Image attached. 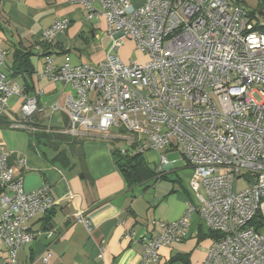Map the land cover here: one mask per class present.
I'll list each match as a JSON object with an SVG mask.
<instances>
[{
  "label": "built area",
  "instance_id": "2783aa9c",
  "mask_svg": "<svg viewBox=\"0 0 264 264\" xmlns=\"http://www.w3.org/2000/svg\"><path fill=\"white\" fill-rule=\"evenodd\" d=\"M70 1L90 13L101 5L112 44L96 64L56 66L46 56L41 75L71 88L65 105L56 106L69 117L67 132L112 131L143 154L177 150L193 170L196 202L177 220L155 221L160 232L146 236L142 262L160 264L161 248L187 239L197 213L220 234L202 264H264V228L250 225L259 211L264 221V31L238 0ZM68 27V19H60L43 37L50 42ZM123 38L134 40L148 61H124L116 52ZM5 56L0 47V116L11 97L21 95L11 127L39 131L34 121L43 107L9 80ZM12 154L0 147V252L17 264L19 250L35 238L27 223L57 201L48 184L25 190L24 160L13 165ZM160 162L172 163L165 155ZM75 217L91 229L82 210ZM51 258L48 252L42 260Z\"/></svg>",
  "mask_w": 264,
  "mask_h": 264
},
{
  "label": "crops",
  "instance_id": "0c3cea01",
  "mask_svg": "<svg viewBox=\"0 0 264 264\" xmlns=\"http://www.w3.org/2000/svg\"><path fill=\"white\" fill-rule=\"evenodd\" d=\"M94 6L90 13L70 0L0 2V47L6 52L2 68L23 94L37 96L43 107L35 115L39 131L13 128L11 124L0 126V147L13 152L11 164L24 160L19 174L26 191L48 184L57 201L27 223L35 238L19 250L17 264H45L42 259L48 252L52 258L47 264H144L145 238L160 232L155 221L177 220L184 215L188 202H196L190 186L191 166L184 157H169L177 150L146 151L148 155L143 156L160 178L129 185L113 151L130 143H121L123 140L112 131L80 128L76 134L67 132L69 117L56 106L65 105L71 88L41 73L46 55L56 66L67 61L73 65L96 64L105 58L112 39L105 32L107 21L100 13L101 5ZM60 19H68V29L46 41L43 32ZM18 50L31 52L27 63L35 73L13 70ZM23 101L21 95L12 96L4 116L10 121L16 118ZM62 151L65 160L58 158ZM161 155L172 163L162 165ZM85 169L88 174L84 176ZM79 210L90 220L91 229L77 221ZM205 226L197 213L193 214L189 237L161 248L160 264H178L181 260L202 264L213 240L200 239L201 227ZM0 264H9L6 252H0Z\"/></svg>",
  "mask_w": 264,
  "mask_h": 264
},
{
  "label": "trees",
  "instance_id": "16d2710c",
  "mask_svg": "<svg viewBox=\"0 0 264 264\" xmlns=\"http://www.w3.org/2000/svg\"><path fill=\"white\" fill-rule=\"evenodd\" d=\"M249 17L254 21V26L256 29L264 31V4L260 3L257 8L249 11ZM1 27V25H0ZM40 46V45H39ZM31 56V52H15V64L13 66V70L16 73L29 71L36 72L31 67H28L29 57ZM48 56V55H46ZM12 121L7 119L6 116H0V126L10 125ZM116 163L120 169V171L125 176L129 185H136L143 183L149 179L155 178L159 179L158 172L153 170L148 162L146 161L143 153L139 152L133 144H129L127 147V151L125 154L120 152V149H114L113 151ZM58 158L61 160H65L64 151L59 152ZM87 173L86 169L83 172L85 176ZM162 178V177H161ZM250 225L254 226L256 230H263L264 221L262 219L261 212H257L256 216L250 222ZM219 233L213 231L212 229L205 226L201 227V237L200 239L211 238L215 239L219 237Z\"/></svg>",
  "mask_w": 264,
  "mask_h": 264
},
{
  "label": "rangeland",
  "instance_id": "374dc122",
  "mask_svg": "<svg viewBox=\"0 0 264 264\" xmlns=\"http://www.w3.org/2000/svg\"><path fill=\"white\" fill-rule=\"evenodd\" d=\"M241 2V4L244 5L246 10L249 12L257 6L262 3L264 4V0H238ZM118 54L121 56V58L125 61H133L135 63H145L148 61V56L146 53L141 52L136 48V43L132 39L123 38L121 41V44L117 50ZM121 143H125L124 141H121ZM145 154V153H144ZM147 154V153H146ZM145 154V156H147ZM169 157L172 159L173 157H183L182 154L179 151H176L175 154H169ZM201 192L205 193L204 188L201 189ZM197 216H199L197 214ZM178 264H187L184 261H177Z\"/></svg>",
  "mask_w": 264,
  "mask_h": 264
}]
</instances>
